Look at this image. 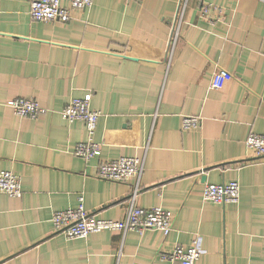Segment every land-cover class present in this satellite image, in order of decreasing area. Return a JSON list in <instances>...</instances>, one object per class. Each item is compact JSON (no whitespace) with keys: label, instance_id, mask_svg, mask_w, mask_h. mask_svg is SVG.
Returning <instances> with one entry per match:
<instances>
[{"label":"crops","instance_id":"crops-1","mask_svg":"<svg viewBox=\"0 0 264 264\" xmlns=\"http://www.w3.org/2000/svg\"><path fill=\"white\" fill-rule=\"evenodd\" d=\"M217 70L229 75L212 88ZM88 92L102 112L101 153L85 160L74 148L87 129L60 110ZM19 96L48 111L16 114L7 100ZM185 115L202 124L183 129ZM251 132L264 134V0H93L67 21L0 0V171L19 174L24 190L0 191V264H181L160 252L197 235L196 264H264V160L246 145ZM120 156L140 157V176H97ZM230 180L238 202L203 198L206 183ZM136 186L139 206L172 214L169 234L55 231L53 212L80 196L98 217L123 219Z\"/></svg>","mask_w":264,"mask_h":264},{"label":"built area","instance_id":"built-area-1","mask_svg":"<svg viewBox=\"0 0 264 264\" xmlns=\"http://www.w3.org/2000/svg\"><path fill=\"white\" fill-rule=\"evenodd\" d=\"M63 1L68 4L64 5ZM93 0H30V14L36 20H61L67 21L71 18V10L74 8H86ZM202 13L208 11L207 7L201 8ZM178 28L175 31L173 42H175ZM229 75L226 70H217L213 74L211 87L220 88L224 79ZM92 93L88 92L82 97H74L60 110L62 117L69 121L79 120L87 129V139L76 144L74 152L76 155L90 160L101 153V143L93 138L101 110L91 107ZM7 104L13 108L16 114L37 118L46 113L48 108L42 106L33 97H14L7 100ZM202 124L201 115H185L182 117V128H197ZM246 145L254 152L255 160H264V134L251 132L246 138ZM143 169V160L138 156H120L113 160H102L99 162L97 176L102 179L126 181L140 176ZM0 191L11 196H22V178L19 174L9 169L0 171ZM139 186H136L128 197V208L123 219L100 218L85 208L83 196L79 197L76 207L57 210L52 214V223L55 231L64 233L68 237H85L92 232L102 230L121 231L127 230L143 231L148 228H157L169 234L173 226L172 214L162 206L151 208L141 207L136 202ZM203 198L215 203L225 204L227 202H238L240 199V184L237 180L222 183H206L203 188ZM202 254L201 240L197 235L189 247L176 244L168 252H160V256L171 262L181 264H196Z\"/></svg>","mask_w":264,"mask_h":264}]
</instances>
